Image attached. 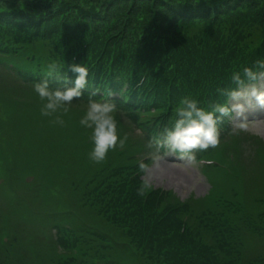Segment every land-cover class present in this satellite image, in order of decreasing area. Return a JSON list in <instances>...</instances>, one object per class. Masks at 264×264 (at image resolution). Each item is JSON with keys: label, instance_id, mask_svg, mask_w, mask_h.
Wrapping results in <instances>:
<instances>
[{"label": "trees", "instance_id": "1", "mask_svg": "<svg viewBox=\"0 0 264 264\" xmlns=\"http://www.w3.org/2000/svg\"><path fill=\"white\" fill-rule=\"evenodd\" d=\"M196 27V35L187 36ZM30 46L48 51L38 57ZM0 58V77L8 81L7 94L0 93V115L7 108L23 135L30 132L25 137L34 139L33 167L14 164L10 154L0 152V177L20 197L19 203L6 198V207L0 206V264H35L55 251L54 244L61 248L52 256L59 248L71 249L63 235L44 248L39 234L21 224L15 207L28 211L39 196L23 181L26 175L37 183L48 180L55 190L84 203L87 214L102 208L107 221L121 229L119 236L127 238V243L110 238L103 262L84 264H264V215L255 212L259 206L251 208L257 201L247 188L242 201L236 198L230 207L218 204L211 187L208 212L181 204L160 208L162 193L137 195L141 182L136 172L124 169V150L115 149L100 164L87 159V132L78 124L90 94L110 98L122 112L123 120L116 116L120 134L135 125L142 144L150 147L171 126L182 97L195 98L205 109L227 103L225 93L236 87L231 73L264 60V0H0ZM69 64L88 68V85L61 127L40 115L32 85L46 78L50 66L51 87L61 86L65 73L71 83ZM232 144L223 145L218 155L233 156L226 171L238 178ZM106 171L118 175L114 186L105 183ZM17 180L21 183L15 186ZM128 206L132 212L122 226L120 208ZM234 215L238 223L232 226ZM61 233L57 230L58 237ZM84 233L94 236V231ZM66 258L55 262L76 260Z\"/></svg>", "mask_w": 264, "mask_h": 264}, {"label": "rangeland", "instance_id": "2", "mask_svg": "<svg viewBox=\"0 0 264 264\" xmlns=\"http://www.w3.org/2000/svg\"><path fill=\"white\" fill-rule=\"evenodd\" d=\"M197 29L198 27L193 31H188L187 36H195ZM30 50L38 57H44L46 51H48L45 47L38 49L31 47ZM0 60H3V58H0ZM3 68L10 72L8 79H11L13 72L7 67ZM25 70L31 71V67L25 68ZM0 85L4 88H0V93L7 94V79L3 80L0 77ZM258 86L264 89V80L259 81ZM240 103H244V101L241 100ZM2 111L4 112L0 115V152L10 154L14 164L27 163L33 167L32 160H34V156L31 157V152L34 139L25 137L30 132L23 135L20 131L22 128L17 125L15 118L12 119L7 108ZM116 116L123 120L122 112L119 109H117ZM225 118H227L228 123L223 128L218 126L221 129L220 136L223 135L220 138L219 145L215 149L196 152V162L191 166H185L173 154H168L160 160L159 166L152 164L150 155L142 158L141 156L143 155L148 153L152 154L153 148L150 149L148 147V142L145 143L146 145L142 144L135 125L130 126L132 130L129 129V132H126V143L123 148H117V152L120 153L124 150L123 157H120V159H123L124 169H130L129 172L133 171L132 175L136 172L141 183L144 180H148L152 185L150 191L164 195L165 200L162 202L160 208L165 206L171 209L175 205L181 204L195 210L209 208L206 211L208 212L212 209L211 204L213 203V201L209 200L211 187L215 189L217 197L219 198L218 204H226L230 207L231 203L234 204L236 198L240 202L242 201L247 188L250 198L252 197L257 201V204L254 203L251 208H255L256 205L259 206L255 212L264 215V109L256 107L254 102H251L245 104V110L242 116L236 112H231L228 116L220 120H224ZM238 119L246 120L248 131L240 132L236 129L235 123ZM230 143H233L231 148H234L235 154L241 152L244 148L242 153L234 154L235 164L238 167L236 171H239L238 178L231 177L226 171V169H229L227 161H233V156L223 158L218 155L220 148ZM140 145L143 148L139 153H136L135 151ZM239 148L241 149L236 152ZM143 150H147L146 153H143ZM207 160L215 162L208 164L204 162ZM138 162H143L147 166L144 172L140 171ZM220 167H223V169H217ZM105 176V183L111 186H114L119 179L118 175H112L109 171H106ZM2 180L3 178L0 177V184L3 183L2 186L0 185V206L6 207L8 203L5 201L6 198H9L11 202L15 200L14 203H19L20 197L17 198L11 186L6 182H2ZM17 181L15 186L21 183V180ZM51 192L50 194H44L41 198L35 197L32 211L28 212L21 207H18V209L15 207L18 210V214H20L19 220L21 224L27 229H30L35 236H40L44 243V248L52 245L50 241H57L59 238L54 226H58L59 230L76 231L72 232L67 244L71 249L68 248L66 250L62 248V250L60 246L54 244L56 246L55 251L60 247L56 255L52 256L55 251L52 252L51 249V252L45 253L44 257L38 259L36 263L56 264L55 261L58 262L60 258L64 257H67L65 261H69V256L76 258V260H73L74 264H84V261L91 263L103 262L105 257H107V251L110 250L108 247L110 238L115 239L116 236H119V230L121 229L112 224L111 221H107L102 208L98 212L87 214L86 211L90 208H84V203H78V200L73 197H62L61 192L55 191V189ZM87 196H92L97 201L101 199V197L98 198L93 193H88ZM63 199H66L72 207V209L69 208V213L67 214H72L73 211H76L80 219L73 217L60 220L56 217V214L62 211H68V206L64 204ZM130 212H132V207L128 206L120 208L119 214L123 218L126 213ZM67 214L63 215L65 216ZM48 215L51 218L45 217ZM258 218L260 217L258 216ZM233 219L229 221L232 226H234V223H238L237 215H234ZM185 220L186 217L182 218L181 221L185 222ZM126 222L125 218L120 219L122 226ZM72 223H75V225H72ZM84 230L94 231V236H87ZM35 233L39 234V236ZM118 240L124 243L128 242L125 236H119ZM71 242L76 246L72 245ZM114 253L120 258L116 251ZM127 260L124 258V261ZM136 263L139 264V261H136Z\"/></svg>", "mask_w": 264, "mask_h": 264}, {"label": "clouds", "instance_id": "3", "mask_svg": "<svg viewBox=\"0 0 264 264\" xmlns=\"http://www.w3.org/2000/svg\"><path fill=\"white\" fill-rule=\"evenodd\" d=\"M67 72L73 74L71 83H68L69 77L65 73L63 84L51 87L49 79L54 72L50 66L45 74L46 78L32 85L33 92L41 102L40 115L52 118L51 122L61 127L64 125L63 117L73 103L81 98L88 85L89 70L83 64H69ZM261 80H264V60H257L251 67L246 66L231 73V81L236 87L225 93L228 103H216L210 109H205L195 98L182 97L170 118L171 126L165 127L162 134L150 144V147H153L152 164L159 166L160 160L168 154H173L185 166H191L196 162V152L215 149L220 143L218 124L221 118L231 112L242 116L245 104L251 102L264 109V89L258 86ZM241 100L244 103H240ZM116 112L117 105L110 98L96 99L90 94L86 101L78 124L87 132L90 145L87 159L94 164L103 163L110 152L123 148L126 143L127 137L121 135L118 128ZM235 127L240 132L248 131L244 119H238ZM204 162L212 163L211 160ZM138 167L144 172L147 166L138 162ZM151 187L148 180L142 181L137 195L144 196Z\"/></svg>", "mask_w": 264, "mask_h": 264}]
</instances>
